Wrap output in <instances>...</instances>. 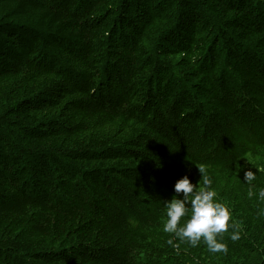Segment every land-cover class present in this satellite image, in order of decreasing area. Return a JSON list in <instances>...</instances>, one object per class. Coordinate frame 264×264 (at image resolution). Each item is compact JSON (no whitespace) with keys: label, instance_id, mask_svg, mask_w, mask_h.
<instances>
[{"label":"trees","instance_id":"obj_1","mask_svg":"<svg viewBox=\"0 0 264 264\" xmlns=\"http://www.w3.org/2000/svg\"><path fill=\"white\" fill-rule=\"evenodd\" d=\"M200 166L226 253L163 231ZM260 189L264 0H0V264H264Z\"/></svg>","mask_w":264,"mask_h":264},{"label":"clouds","instance_id":"obj_2","mask_svg":"<svg viewBox=\"0 0 264 264\" xmlns=\"http://www.w3.org/2000/svg\"><path fill=\"white\" fill-rule=\"evenodd\" d=\"M198 169L203 180V187L198 191L196 190L197 185H194L187 175L176 181L174 185L176 196L166 202L167 219L163 231L174 234L175 239L187 242L192 247H196L203 239L209 251L226 253L227 246L219 242L217 237L230 228H235L236 225L234 222L229 223L232 220L229 207L215 199L217 193L211 188L212 180L207 175L206 169L203 166ZM244 179L246 183L251 184L256 179L255 172L246 171ZM248 195L249 197L255 195L251 188H249ZM259 198L264 200V189H260ZM189 213L190 218L183 219L188 217ZM231 239L233 241L239 239V232H233ZM167 243L173 247L177 246L173 239H169Z\"/></svg>","mask_w":264,"mask_h":264}]
</instances>
